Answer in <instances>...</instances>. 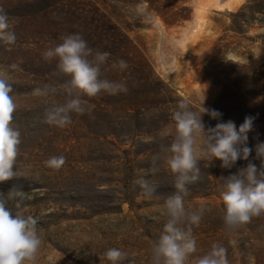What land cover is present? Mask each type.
I'll return each mask as SVG.
<instances>
[{
	"label": "rangeland",
	"instance_id": "rangeland-1",
	"mask_svg": "<svg viewBox=\"0 0 264 264\" xmlns=\"http://www.w3.org/2000/svg\"><path fill=\"white\" fill-rule=\"evenodd\" d=\"M187 6L189 20L168 27L130 0H0L17 36L15 45L0 44V68L9 72L17 104L12 126L21 140L16 176L0 183V192L15 187L30 193L19 208L8 207L38 221L36 264H109L103 254L113 247L127 253L124 264H151L164 224L160 207L175 192L165 163L176 134L172 113L182 100L198 111L204 96L203 106L222 114L215 122L204 114L206 130L229 120L238 129L246 116L255 119L248 160L222 168L218 159L201 158L200 180L188 185L186 206L206 208L193 229L192 258L216 243L227 249L229 264H264V216L230 229L220 197L228 177L249 162L261 165L256 145L264 143V0H188ZM73 33L94 51L111 54L101 78L124 83L127 91L83 97L84 114L73 113L72 122L59 128L45 122V113L65 96L46 99L33 91L52 85L62 93L69 77L42 53ZM119 59L127 69L111 66ZM243 65L248 78L236 73ZM53 156L65 157L61 169L46 167ZM145 181L155 188L151 196L140 187Z\"/></svg>",
	"mask_w": 264,
	"mask_h": 264
},
{
	"label": "clouds",
	"instance_id": "clouds-1",
	"mask_svg": "<svg viewBox=\"0 0 264 264\" xmlns=\"http://www.w3.org/2000/svg\"><path fill=\"white\" fill-rule=\"evenodd\" d=\"M16 33L12 30L7 12L0 8V44L15 45ZM46 61L56 60L60 73L69 77L62 86L63 91L52 85L34 89L33 95L42 98L63 94L64 101L53 102L46 110L45 122L64 128L72 122V114H84L86 101L101 92L117 95L126 92L124 83L102 79V67L108 62L110 53L93 50L80 33L69 34L62 43L48 48L42 53ZM113 68L125 70L128 64L123 59L113 62ZM12 69L18 67L13 64ZM9 72L0 68V183L16 176L13 170L21 143L20 132L12 126L17 104L11 95ZM205 96L198 111H193L187 101H181L172 113L175 122V137L166 151L168 170L174 176L175 192L168 196L160 207L159 215L164 218L162 232L152 248L151 264H229L227 249L214 243L204 255L192 258L197 251L193 229L199 227L206 208H189L185 204L188 185L200 180L199 161L201 158L220 160L222 168H231L238 159L248 160L252 149L247 146L248 133L252 131L255 117L246 116L237 126L229 120L218 123L214 128L205 129L204 114L213 119L222 115L216 110L203 106ZM202 142V146L198 144ZM256 158L261 160L258 169L249 162L238 174L226 179L220 194L223 204V222L226 227L236 229L251 222L253 218L264 216V143L256 145ZM66 160L64 156H53L45 161L46 167L59 170ZM151 196L155 188L147 182L140 184ZM15 187L7 193L0 192V264H36L42 239L37 228V219L22 213H13L10 203L16 208L20 202L29 199ZM109 264H124L128 255L118 248H109L103 254Z\"/></svg>",
	"mask_w": 264,
	"mask_h": 264
},
{
	"label": "trees",
	"instance_id": "trees-1",
	"mask_svg": "<svg viewBox=\"0 0 264 264\" xmlns=\"http://www.w3.org/2000/svg\"><path fill=\"white\" fill-rule=\"evenodd\" d=\"M142 5H146V10L157 17H160L168 27H173L182 24L189 20L190 10L187 6L188 0H130ZM109 23V21H108ZM111 25V22L109 23ZM107 25V23H106ZM121 35V34H120ZM123 37V36H122ZM217 51L213 49L211 56ZM149 66V63L146 62ZM151 69V68H150ZM237 75L244 78L249 76V67L243 65L237 68ZM210 121L215 122V119L207 116Z\"/></svg>",
	"mask_w": 264,
	"mask_h": 264
}]
</instances>
